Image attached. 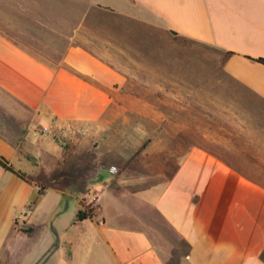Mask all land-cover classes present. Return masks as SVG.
Returning a JSON list of instances; mask_svg holds the SVG:
<instances>
[{"label":"crops","instance_id":"0c3cea01","mask_svg":"<svg viewBox=\"0 0 264 264\" xmlns=\"http://www.w3.org/2000/svg\"><path fill=\"white\" fill-rule=\"evenodd\" d=\"M18 4L39 14L28 28L69 32L54 62L0 26V92L47 129L36 147L0 133V156L40 178L0 165V264H264V0ZM100 152L97 215L77 221L86 198L68 214L48 174Z\"/></svg>","mask_w":264,"mask_h":264},{"label":"rangeland","instance_id":"374dc122","mask_svg":"<svg viewBox=\"0 0 264 264\" xmlns=\"http://www.w3.org/2000/svg\"><path fill=\"white\" fill-rule=\"evenodd\" d=\"M2 0H0L1 2ZM15 3L11 5L10 9L12 10V17L14 21L11 22L12 27H7L6 22L0 20L1 31L8 34L14 40L27 45L29 48L34 50L38 55L42 57H46L51 59L54 62L59 61L61 56L63 55L64 49L66 47V33L69 32L66 28L62 29H39V28H28V25H34L36 22L34 21L35 16L39 15L35 12H31L30 14L20 13L19 9V0H14ZM1 4V3H0ZM77 4V3H76ZM32 9H34L32 7ZM1 16V15H0ZM66 15H64V23H66ZM70 20H74L75 16L70 14ZM51 24V22H48ZM60 19L58 21V25H60ZM188 67H193L194 62H186ZM189 69V68H188ZM11 100L3 95L0 92V133L9 137L12 142L16 145L22 144V140L27 137L29 134L34 136V139L31 141L32 146H39L40 143L36 135L42 134L39 132V126H32V121L34 119L35 114L33 112L26 111L24 123L20 122L17 114L15 113V109L11 108ZM51 135V134H48ZM58 138V142L64 146L65 148L70 147V141L67 136L56 135ZM98 158V159H97ZM108 158V159H107ZM92 160V164H89L90 168L86 169L83 172H75L70 170L69 168L58 169V171L49 173V178H53L55 175H64L65 178L59 185L58 189L61 192L66 193V196L62 198V205L67 206V213L71 214L76 202L77 196H84L86 198V204L91 205L92 208H97V203L95 199V195L102 191V173L99 177L94 178L93 180H88L89 177L95 173L96 167L102 165V152H100L99 156H96ZM106 162L116 161L120 162L119 157H106ZM96 162V164H95ZM98 175V174H96ZM47 176L43 174V178ZM104 176H107L104 174ZM29 177H35L30 176ZM40 180L39 177H35ZM76 196V197H75ZM50 198V197H49ZM26 214L28 212H25ZM25 214L23 213L21 216V224L23 223Z\"/></svg>","mask_w":264,"mask_h":264},{"label":"trees","instance_id":"16d2710c","mask_svg":"<svg viewBox=\"0 0 264 264\" xmlns=\"http://www.w3.org/2000/svg\"><path fill=\"white\" fill-rule=\"evenodd\" d=\"M256 61L264 64V58H259ZM0 165L5 168L6 170L18 175L21 179L27 180L30 182H35L36 184L40 183V180L35 177H29L27 174L16 171L11 165H9L8 161L0 156ZM45 188H41L40 192L43 193ZM97 215V208H92L91 205H86L82 203V208L80 209L77 215V221H83L86 219H92Z\"/></svg>","mask_w":264,"mask_h":264},{"label":"built area","instance_id":"2783aa9c","mask_svg":"<svg viewBox=\"0 0 264 264\" xmlns=\"http://www.w3.org/2000/svg\"><path fill=\"white\" fill-rule=\"evenodd\" d=\"M39 132L42 133V134H45V133H47V129L46 128H40ZM111 172H115V168L114 167L111 169Z\"/></svg>","mask_w":264,"mask_h":264}]
</instances>
